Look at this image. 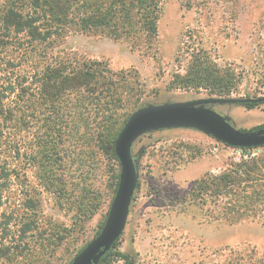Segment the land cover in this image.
I'll return each mask as SVG.
<instances>
[{
    "label": "trees",
    "instance_id": "1",
    "mask_svg": "<svg viewBox=\"0 0 264 264\" xmlns=\"http://www.w3.org/2000/svg\"><path fill=\"white\" fill-rule=\"evenodd\" d=\"M162 2L3 0L0 4V262L34 254L40 244L37 238L44 239L40 198L28 170L37 169L55 196L76 198L79 214L97 209L106 193L112 199L117 187L114 141L138 100L114 78L106 62L66 54L61 50L63 41L73 32L94 33L124 40L132 49L150 48L157 41ZM239 77L212 62L203 50H191L186 75L177 74L175 79L181 87L229 97ZM257 104L243 105L250 109ZM233 149L240 158L231 159L218 174L209 172L196 179L189 197L215 220L264 224V153H247L264 146ZM36 235L32 248L29 237ZM118 240L99 264L119 258L129 264L116 249ZM43 255L39 251L34 257L43 262Z\"/></svg>",
    "mask_w": 264,
    "mask_h": 264
},
{
    "label": "rangeland",
    "instance_id": "2",
    "mask_svg": "<svg viewBox=\"0 0 264 264\" xmlns=\"http://www.w3.org/2000/svg\"><path fill=\"white\" fill-rule=\"evenodd\" d=\"M61 50L106 62L138 100L137 108L208 96L176 84L177 74L186 75L191 50H203L212 62L240 75L229 97L257 98L264 96V0H163L157 41L150 48L132 49L124 40L73 32ZM208 107L238 129L264 125V102L250 109L243 104ZM247 153L258 156L264 149ZM132 155L137 186L116 247L129 264H264V224L215 220L189 197L196 179L220 173L240 158L239 151L202 131L175 127L143 134L133 143ZM28 176L40 198L39 221L45 229V240L37 238L40 244L31 252L37 257L40 251L45 259L37 262L30 254L0 264H68L96 235L111 199L106 193L97 209L79 214L76 198L55 196L35 168ZM34 237H29L32 248Z\"/></svg>",
    "mask_w": 264,
    "mask_h": 264
},
{
    "label": "water",
    "instance_id": "3",
    "mask_svg": "<svg viewBox=\"0 0 264 264\" xmlns=\"http://www.w3.org/2000/svg\"><path fill=\"white\" fill-rule=\"evenodd\" d=\"M262 103L258 98L207 96L187 101L149 104L133 111L114 141L119 162L118 183L99 232L89 240L68 264H99L122 235L130 204L137 186V174L132 155L133 143L143 134L175 127L193 128L216 141L233 148L264 146V127L242 131L221 113L208 107L212 104Z\"/></svg>",
    "mask_w": 264,
    "mask_h": 264
}]
</instances>
